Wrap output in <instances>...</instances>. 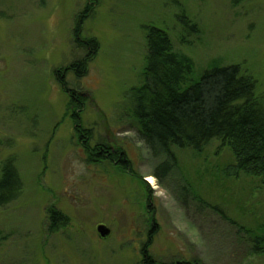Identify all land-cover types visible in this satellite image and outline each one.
Masks as SVG:
<instances>
[{
  "label": "rangeland",
  "instance_id": "rangeland-1",
  "mask_svg": "<svg viewBox=\"0 0 264 264\" xmlns=\"http://www.w3.org/2000/svg\"><path fill=\"white\" fill-rule=\"evenodd\" d=\"M147 27L191 62L186 86L237 65L264 107V0H0V177L11 161L22 185L0 206V264H264L262 181L219 141L171 147V168L140 140Z\"/></svg>",
  "mask_w": 264,
  "mask_h": 264
},
{
  "label": "trees",
  "instance_id": "trees-1",
  "mask_svg": "<svg viewBox=\"0 0 264 264\" xmlns=\"http://www.w3.org/2000/svg\"><path fill=\"white\" fill-rule=\"evenodd\" d=\"M179 22L188 34L196 33L195 26L184 18ZM145 33L146 67L140 86L129 98L140 140L151 156L167 158L173 168L171 147L200 152L212 141H219L234 155L236 174L258 178L264 184V107L255 96V82L239 66L230 65L206 70L198 81L186 86L192 74L191 62L173 53L164 31L147 27ZM83 66L77 63L69 70L74 67L79 75ZM70 96L75 103L80 102L75 91ZM95 151L98 158L116 156L109 149ZM120 160L124 162L123 156ZM165 173L155 177L159 179ZM21 186L11 161L5 163L0 177V206L14 202ZM49 214L50 227L67 222L56 212ZM257 248L254 246L255 253L261 251Z\"/></svg>",
  "mask_w": 264,
  "mask_h": 264
},
{
  "label": "water",
  "instance_id": "water-1",
  "mask_svg": "<svg viewBox=\"0 0 264 264\" xmlns=\"http://www.w3.org/2000/svg\"><path fill=\"white\" fill-rule=\"evenodd\" d=\"M97 233L100 239H107L110 236V230L105 226H99L97 228Z\"/></svg>",
  "mask_w": 264,
  "mask_h": 264
},
{
  "label": "bare ground",
  "instance_id": "bare-ground-1",
  "mask_svg": "<svg viewBox=\"0 0 264 264\" xmlns=\"http://www.w3.org/2000/svg\"><path fill=\"white\" fill-rule=\"evenodd\" d=\"M148 181H149L151 184H153L152 179H148Z\"/></svg>",
  "mask_w": 264,
  "mask_h": 264
}]
</instances>
